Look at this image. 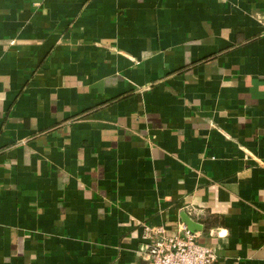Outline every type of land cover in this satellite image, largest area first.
Listing matches in <instances>:
<instances>
[{
    "label": "crops",
    "instance_id": "obj_1",
    "mask_svg": "<svg viewBox=\"0 0 264 264\" xmlns=\"http://www.w3.org/2000/svg\"><path fill=\"white\" fill-rule=\"evenodd\" d=\"M186 217L264 264V0H0V264H146Z\"/></svg>",
    "mask_w": 264,
    "mask_h": 264
},
{
    "label": "built area",
    "instance_id": "obj_2",
    "mask_svg": "<svg viewBox=\"0 0 264 264\" xmlns=\"http://www.w3.org/2000/svg\"><path fill=\"white\" fill-rule=\"evenodd\" d=\"M145 245L139 256L146 264H213L215 252L197 244V234L182 226L178 235L168 236L161 227L143 226Z\"/></svg>",
    "mask_w": 264,
    "mask_h": 264
},
{
    "label": "water",
    "instance_id": "obj_3",
    "mask_svg": "<svg viewBox=\"0 0 264 264\" xmlns=\"http://www.w3.org/2000/svg\"><path fill=\"white\" fill-rule=\"evenodd\" d=\"M184 224L187 226L188 230L191 232H195L198 228L195 223H193L189 218H183Z\"/></svg>",
    "mask_w": 264,
    "mask_h": 264
}]
</instances>
